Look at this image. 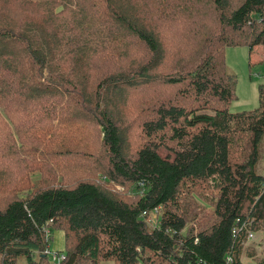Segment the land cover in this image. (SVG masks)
Wrapping results in <instances>:
<instances>
[{
  "label": "trees",
  "instance_id": "1",
  "mask_svg": "<svg viewBox=\"0 0 264 264\" xmlns=\"http://www.w3.org/2000/svg\"><path fill=\"white\" fill-rule=\"evenodd\" d=\"M256 45L264 0H0V264H244L264 81L231 112L225 48Z\"/></svg>",
  "mask_w": 264,
  "mask_h": 264
},
{
  "label": "rangeland",
  "instance_id": "2",
  "mask_svg": "<svg viewBox=\"0 0 264 264\" xmlns=\"http://www.w3.org/2000/svg\"><path fill=\"white\" fill-rule=\"evenodd\" d=\"M225 52V64L228 68L229 73L233 74L236 79V99H234L229 104V110L234 113L255 110L259 105L258 86L264 81V62L260 64L257 61H253L252 57L249 54L248 47L246 46H228L225 48ZM94 73L95 71L91 69L90 74L92 75V77ZM127 98L128 99L126 100V102L129 103V105H133L134 100L136 101V98H134L133 95H130ZM128 113V116L131 117L127 124H129V126L132 128L129 138L132 141V138L139 131V128L137 127V122L133 118L131 111H129ZM35 174L36 173H32L31 175L33 176ZM116 189L123 190V188L117 186ZM123 192H125V195L128 196L132 192V189L128 187L125 188ZM203 195L204 196L201 198H198L195 195L194 198L200 208L202 207L203 209L208 210L211 200H207V193L203 192ZM189 224L190 223H188V225ZM251 234L252 236H247L246 241L243 245L244 250L241 255L244 264H256V259H260V257L264 256V230L255 231ZM63 238L64 234L62 231H60L59 229L53 230V232L51 233V240L49 242L51 250H64L65 245ZM248 252L252 253V255H249ZM101 264L115 263L111 260H105L102 261Z\"/></svg>",
  "mask_w": 264,
  "mask_h": 264
},
{
  "label": "crops",
  "instance_id": "3",
  "mask_svg": "<svg viewBox=\"0 0 264 264\" xmlns=\"http://www.w3.org/2000/svg\"><path fill=\"white\" fill-rule=\"evenodd\" d=\"M249 54L252 57L253 61H257L260 64L263 63L264 62V45H256V46H254V48L251 50V52L249 51ZM259 167L264 170V156L261 158V160L259 162ZM63 234H64V232H63ZM63 241H64V238H63ZM57 251H60V250H57Z\"/></svg>",
  "mask_w": 264,
  "mask_h": 264
},
{
  "label": "built area",
  "instance_id": "4",
  "mask_svg": "<svg viewBox=\"0 0 264 264\" xmlns=\"http://www.w3.org/2000/svg\"><path fill=\"white\" fill-rule=\"evenodd\" d=\"M156 211L155 210L152 214H153V218L156 217ZM248 235L252 236L251 233H249ZM45 253H47L49 256H50V259L53 261V262H56V263H60L61 259L64 257L62 251H53V250H45Z\"/></svg>",
  "mask_w": 264,
  "mask_h": 264
}]
</instances>
